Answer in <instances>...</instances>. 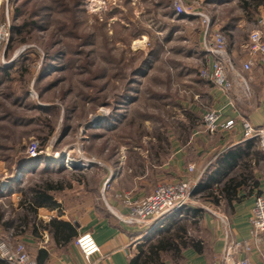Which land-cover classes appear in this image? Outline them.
<instances>
[{
	"label": "rangeland",
	"instance_id": "374dc122",
	"mask_svg": "<svg viewBox=\"0 0 264 264\" xmlns=\"http://www.w3.org/2000/svg\"><path fill=\"white\" fill-rule=\"evenodd\" d=\"M56 1L61 7L56 8L52 0H0V68L30 58L25 62L30 67L25 103L32 107L10 106L1 93L3 83L0 85V210L14 224L19 213L16 194L29 178L34 180L31 186L39 178L67 184L83 176L85 168L67 169L63 160L52 161L55 153L68 154V161L80 157L94 163L89 167L96 169L90 181V186L96 182V205L125 216L126 212L109 205L114 181L126 193L115 198L126 211L125 201L132 202L127 193L133 189V177L151 192L161 184L175 183L150 181L157 171L156 156L168 158L176 139L184 142L190 132L204 131L202 117L212 111L208 93L215 87L199 75L209 57L197 51L201 28L196 17L176 15L171 0ZM198 4L216 29L233 35L232 40L239 44H248L254 33L264 36V0H228L221 9L208 7L204 0H182L188 11ZM46 6L51 10L41 16ZM22 22L26 26L20 35L27 36L20 38L24 43H18L16 29ZM247 55L253 59L249 52ZM52 61L58 69H51ZM251 62L250 71L243 72V63L239 66L232 60L234 72L229 69L227 74L229 79L233 73L237 80L236 74L241 75L248 91V76L259 71ZM254 88L257 93L260 86ZM196 107L202 110L201 118L190 112ZM33 146L37 151L33 158L43 157L61 171L40 175L47 166L43 162L25 167L24 161L33 159L29 151ZM110 175L113 179L108 182ZM205 202L203 196L193 198L190 212L155 222L154 233L143 242V249L149 253L160 240L183 238L184 231L199 236L197 228L207 218L224 231L208 212L218 209ZM192 209L201 213L194 217ZM5 235L0 228V241ZM8 243L15 246L12 239Z\"/></svg>",
	"mask_w": 264,
	"mask_h": 264
},
{
	"label": "crops",
	"instance_id": "0c3cea01",
	"mask_svg": "<svg viewBox=\"0 0 264 264\" xmlns=\"http://www.w3.org/2000/svg\"><path fill=\"white\" fill-rule=\"evenodd\" d=\"M227 2L228 0H204L205 5L215 9L219 6L222 8ZM199 31L201 43L197 51L201 50L205 54L202 32ZM222 32L229 44V57L235 64L240 66L248 59L255 62L257 70L264 71L260 54L252 55L253 59L247 55L250 38L247 40L248 44H239L232 40L233 35H225V30ZM240 45L247 52L245 49L240 50ZM205 55L209 57V66L212 58L207 53ZM259 71L251 78L248 76V92L233 73L229 75L230 81H233L230 93L211 89L208 93V107L219 113L221 123L231 120L233 125L218 129L215 134H209L206 130L193 135L190 132L184 142L176 139L168 158L159 156V153L156 156L157 171L153 180H150L155 184L179 181L195 184L194 198L203 196L205 205L211 209L223 210V214L230 218L233 239L240 242L250 240L251 209L257 197H264V158L255 140L250 142L244 139L241 127L242 119L248 120L253 127H264V74ZM256 85L260 86L257 93L254 88ZM195 110L190 112L194 118H199L202 110L198 107ZM189 166H194L191 173L188 172ZM91 167L81 171L83 176L67 183L61 190L52 192L56 205L52 208L37 207L30 222L17 228L24 231L21 236L15 239L8 234L3 241L8 245L9 239L14 243H23L36 264H88L75 246V239L83 233H89L100 248V255L94 256L91 264H145V261L147 264H218L224 247V231L222 227H214L208 218L205 219L206 216H203L204 223L197 228L199 236L184 231L183 238L182 235L176 236L172 249L149 255L142 244L154 233V227L137 228L126 225L106 206L96 205V182L90 186V181L96 176V169L95 166ZM112 179L110 175L108 182ZM230 180L238 185L225 191L224 186ZM116 181L113 183V192L109 195V205L125 213L126 209L115 198L117 195L125 196L126 193ZM141 182L136 176L133 177V189L131 194L127 193L132 202L144 199L151 192ZM16 199L17 210L20 193L16 194ZM176 215L180 214L170 217ZM52 221L71 225L76 236L67 240L54 235L50 226ZM242 258H248L252 264H264V234L260 251L253 250L252 253L236 257L238 260Z\"/></svg>",
	"mask_w": 264,
	"mask_h": 264
},
{
	"label": "built area",
	"instance_id": "2783aa9c",
	"mask_svg": "<svg viewBox=\"0 0 264 264\" xmlns=\"http://www.w3.org/2000/svg\"><path fill=\"white\" fill-rule=\"evenodd\" d=\"M176 15H185L186 17H196L201 28L204 41V51L211 56L212 61L209 66L200 70L199 75L202 80L211 83L215 88L223 93H227L232 88V82L228 79L229 69L234 72L232 60L227 51V44L224 34L215 28L209 15L200 9L201 5L185 10L182 5V0H171ZM264 26V20H262ZM249 53L251 55L260 54L261 61L264 64V36L254 33L249 37ZM252 67L251 60L242 64V71L249 72ZM248 92L247 81L236 74ZM202 122L204 130L209 134H215L218 129H226L233 125V121L225 123L220 122V115L217 111H207ZM243 137L245 140H255L264 158V127H253L246 119L241 120ZM197 127V129H199ZM31 157L37 155L35 146L29 149ZM68 154L62 155L55 153L52 156V161H64V167L67 169L79 167L89 168L92 162L85 158L70 159ZM84 169V170H85ZM188 171H194V166H189ZM19 174H17L18 176ZM15 179V178H14ZM195 184L189 181H179L175 183L161 184L155 190L138 202L125 201L126 215L115 214L118 219L129 226L137 228H148L153 226L155 222H160L174 214H181L186 208L193 203V190ZM117 197H122L117 195ZM214 215L220 224L223 225V252L218 264H252L248 258L236 259L239 255H245L260 251L262 234H264V197H257L251 209L249 218L250 223V240L240 242L233 239L231 224L228 216L222 214L219 210L208 211ZM0 258L6 264H36L29 253L25 250V246L20 241H16L12 248L5 242L0 241ZM75 246L81 253L82 257L88 264H91V259L94 256L100 255V248L95 243L93 237L89 233H83L77 236Z\"/></svg>",
	"mask_w": 264,
	"mask_h": 264
},
{
	"label": "trees",
	"instance_id": "16d2710c",
	"mask_svg": "<svg viewBox=\"0 0 264 264\" xmlns=\"http://www.w3.org/2000/svg\"><path fill=\"white\" fill-rule=\"evenodd\" d=\"M41 1V0H40ZM52 4L58 8L61 7L62 3L56 0H52ZM53 7V8H55ZM51 9L46 6L45 8L42 9L44 11L41 16L45 15V12L50 11ZM31 13V12H30ZM30 16V15H29ZM35 23V22H34ZM26 26L25 22H22L19 24L17 27V34L15 35L18 39H16V42H25V39H20L24 38V36L27 35H20L21 30ZM23 40V41H22ZM11 42L14 41L13 35L10 40ZM29 62L30 58L29 57H22L20 60H18L16 63L14 62L12 66L9 68H0V85L3 83V89L1 93L6 96L7 99H9L10 103L13 105H17V108H23L29 109L32 106H28L27 103H25L26 99L25 96L27 95V86H28V79H26V76L28 77L30 75V67L28 65H25V62ZM49 66L51 69H58L59 67L54 63V61L49 62ZM44 73V72H42ZM16 86V87H15ZM18 88V91L16 89ZM3 102L6 100L1 99ZM2 105V104H1ZM2 108L4 106L2 105ZM8 117L14 118V115H11L7 113ZM5 119V118H4ZM20 119V118H19ZM6 120V119H5ZM21 120V119H20ZM250 142H254L251 141ZM27 161H24L25 167L29 166H38V164L41 162L45 163L47 166H43L42 171L43 173H38L40 175H45L46 171L49 172L50 176L54 172L53 170H56V172H60L61 170L60 167L57 169H53L51 166L54 163H51L44 159L43 157H36L33 159H26ZM23 164V165H24ZM63 166V165H62ZM64 167V166H63ZM62 168V167H61ZM21 170H25L22 168ZM63 170V169H62ZM23 173V171H20ZM45 172V173H44ZM35 174V175H38ZM22 178V177H21ZM21 178L19 180H21ZM18 180V181H19ZM33 180V177L29 178L27 182V186L25 188H22L18 191V193L21 194V199L18 202V216L16 218V223H13L12 219H4V213L2 210H0V228L3 231V234H9L10 231H12L11 236L12 238L21 236L24 231L18 230L17 228L22 226V225H27L30 222V219L34 216L36 213V208L37 207H49L52 208L56 204L53 201V195L52 192L59 191L63 188L64 185H66L63 181H52L51 177H46L45 179L39 178L36 180L31 186L29 183L30 181ZM34 181V180H33ZM238 185V183H234V181H229L227 184H225L224 189L225 191H229L232 188H235ZM211 196H209L210 198ZM216 203V202H215ZM190 208H186L184 211L185 212H190ZM201 213L200 210L198 209H193V214L194 217H197ZM51 229L54 231V235L56 236H61L67 240L71 239L72 237L76 236V232L74 228L69 225V224H58L56 222H51L50 223ZM19 231V232H18ZM178 236V235H177ZM179 237V236H178ZM14 239V240H15ZM76 240V239H75ZM173 242L170 239H163L160 240L159 242L156 243V245L151 246L148 250L149 255L155 253L157 254L158 251H166L169 249L173 248ZM149 258V257H148ZM0 264H6L3 260L0 259ZM145 264L147 262L145 261Z\"/></svg>",
	"mask_w": 264,
	"mask_h": 264
},
{
	"label": "bare ground",
	"instance_id": "6f19581e",
	"mask_svg": "<svg viewBox=\"0 0 264 264\" xmlns=\"http://www.w3.org/2000/svg\"><path fill=\"white\" fill-rule=\"evenodd\" d=\"M168 218V217H167Z\"/></svg>",
	"mask_w": 264,
	"mask_h": 264
}]
</instances>
